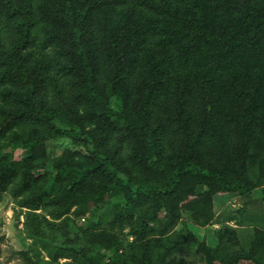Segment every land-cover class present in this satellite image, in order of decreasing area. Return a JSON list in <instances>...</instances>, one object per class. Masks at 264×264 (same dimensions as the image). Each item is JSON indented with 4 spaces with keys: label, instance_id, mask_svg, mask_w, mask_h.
Returning a JSON list of instances; mask_svg holds the SVG:
<instances>
[{
    "label": "trees",
    "instance_id": "16d2710c",
    "mask_svg": "<svg viewBox=\"0 0 264 264\" xmlns=\"http://www.w3.org/2000/svg\"><path fill=\"white\" fill-rule=\"evenodd\" d=\"M0 22L9 30L6 40L0 32V139L29 123L53 138L88 145L91 159L83 167L56 166L50 177L45 132L43 138L22 140L20 148L30 151L24 160L0 156V203L18 180L12 193L28 210L31 236L39 232L36 211L42 204L51 198L47 205L58 207L54 217L68 215L80 199L71 198L75 189L89 175L108 182L85 201H100L107 186L118 189L124 201L117 204L116 217L141 233L151 228L148 219L163 204L173 221L179 216L170 205L194 196L192 207L200 214L217 192H252L244 179L251 166L264 175V155L258 164L251 152L255 145L264 151V0H0ZM34 31L43 32V47L58 56L62 85L69 86L66 110L75 126H62L61 112L38 98L46 83L42 63L30 50ZM92 119L104 131L97 140L85 134ZM119 135L151 181L116 175L101 145ZM41 169L49 175L46 183L62 185L60 194L50 197V188L35 189ZM72 173L77 180L68 182ZM202 186L208 192L198 194ZM255 194L264 200V186ZM139 208L146 211L136 217ZM81 233L90 239L76 247L86 262L123 264L114 257L104 262L111 239L92 242L88 230ZM193 241L200 251H210ZM148 254L146 248L142 264H151Z\"/></svg>",
    "mask_w": 264,
    "mask_h": 264
},
{
    "label": "rangeland",
    "instance_id": "374dc122",
    "mask_svg": "<svg viewBox=\"0 0 264 264\" xmlns=\"http://www.w3.org/2000/svg\"><path fill=\"white\" fill-rule=\"evenodd\" d=\"M5 26V22H0L3 40L9 37V30ZM43 36V32L34 31L33 45L30 48L35 55V61L42 63V73L45 76L46 90L38 98L61 112L59 123L62 126H75V121H72L66 110L67 105L71 104L69 86L62 85V71L56 61L58 56L54 48L43 47ZM63 62L64 58H60V66ZM88 109H80L83 116ZM94 124V119L86 122L85 134L95 135L97 140L104 131ZM43 132L47 134L44 160L51 162L47 167L51 172L50 177L54 174L56 166L71 164L83 167L91 162L88 145L78 144L69 137L53 138L44 127L29 123H22L1 137L0 156L4 161L24 160L30 155V151L20 148L22 140H29L31 137L43 138ZM117 146H120V149L113 157L112 151L114 148L116 150ZM101 147L113 160V169L117 176L134 181L152 180L150 175L138 169L135 159L129 156L126 137L119 135L108 139ZM251 150L259 164V156L264 155V151L258 149V145L253 146ZM17 169L20 170L19 166ZM44 174V169L37 172L33 184L35 189L50 188V197L60 194L63 191L62 185L55 183L51 186L46 183L49 175ZM61 178L64 179L63 183H66L67 173ZM244 179L249 183L252 192L245 195L217 192L210 204H203L200 214L192 207L193 201L196 200L194 196H188V201L182 199L183 197L179 198L170 205L171 209L174 208L173 212L179 216L173 221L168 207L163 204L157 215L148 219L151 221V228H147L143 234L138 232L135 226L124 225L121 218L116 217L117 204L124 201L118 189L107 186L100 201H85V197H93L96 187L107 185L108 182L101 175H89L83 185L75 189L71 198L80 199L68 215L60 219L54 217L58 207L47 205L51 198H48L47 204H42L40 210L36 211L40 229L34 236L29 234L25 226V214L28 210L20 207L21 198H15L12 193V186L21 184L15 180L0 203V263L92 264L82 259L76 250L77 246L86 245L80 240H90L81 233L82 229H86L87 235L93 237L92 242L95 238L100 240L108 237L114 243L113 248L105 252V263L114 257L123 264H142L143 252L149 248L147 258L151 264H159L158 260H162V264H264V200L255 194L264 186L261 167L251 166ZM75 180L76 176L72 173L68 182ZM207 192L205 186L199 187L197 191L198 194ZM147 208L149 209V206ZM82 211L83 215L78 216ZM145 211L144 208H139L135 216L139 217ZM210 215L212 217L208 219ZM193 240L207 245L210 251H200L199 245ZM176 242L178 244L174 247ZM108 243L110 242L106 244ZM62 252L65 255L60 256ZM52 256L59 257L54 260Z\"/></svg>",
    "mask_w": 264,
    "mask_h": 264
}]
</instances>
